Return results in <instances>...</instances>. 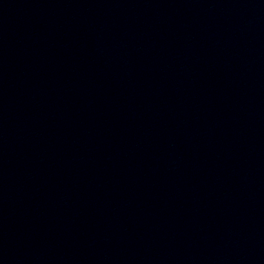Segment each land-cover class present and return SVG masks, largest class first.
Here are the masks:
<instances>
[{"label": "water", "instance_id": "water-1", "mask_svg": "<svg viewBox=\"0 0 264 264\" xmlns=\"http://www.w3.org/2000/svg\"><path fill=\"white\" fill-rule=\"evenodd\" d=\"M0 264H264V0H0Z\"/></svg>", "mask_w": 264, "mask_h": 264}]
</instances>
